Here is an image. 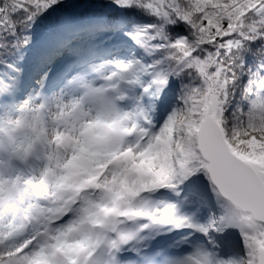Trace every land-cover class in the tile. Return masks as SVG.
<instances>
[{"label":"clouds","instance_id":"9594fccd","mask_svg":"<svg viewBox=\"0 0 264 264\" xmlns=\"http://www.w3.org/2000/svg\"><path fill=\"white\" fill-rule=\"evenodd\" d=\"M259 3L260 0H236L235 3L223 5L224 8H232L230 13L225 12L223 19L231 17L230 24L239 21L238 27L225 29L223 20L217 18L212 27L204 25V30L196 33L195 39L189 40L185 46L170 44L165 48L160 55L163 67L156 70V79L160 81L157 88H164L167 76L177 69L181 73L183 87L178 94V102L173 104L158 128L154 123L155 111L148 114V119L153 122L149 128L144 115L137 113L135 108L130 110L131 115L120 110L125 95V84L121 82L126 78L124 73L115 80L114 73L103 78L88 76L87 87L77 85L67 88L60 85L51 94L43 96L40 103L33 105L43 121L38 135L42 150L38 154L29 153L16 167L0 171V234L5 237L0 243V250L27 243L24 251L18 254V259L32 257L36 253L38 264L41 259H46L47 264H129L131 258H125L129 248H142L148 243V236L177 227L181 220L179 210L167 209L169 203L151 198L159 189L151 190L137 185L136 195L129 198L128 193L112 181V172L117 167L115 162L107 164L106 158L95 159L91 164L87 161L92 159L91 152L110 151L115 147L121 150L131 147L134 152H139L143 150L142 146L151 143L154 150H159L165 144V137L159 140L156 137L160 135L167 118L178 112H187L198 102L202 105L213 90L221 92L225 77L230 93L225 106L227 114L223 134L230 141L235 140L237 148H242L243 141L253 136L248 126L249 112L264 113V100L258 94L264 72L258 69L252 73L254 79L251 82L257 87V93L250 92V95H255V99L250 100L242 94V99L235 104L231 92L240 86L242 80L233 87L232 75L229 74L240 78L243 53L251 47L249 41L252 37L249 33L264 36V32L260 31L264 29V13L258 9ZM197 15L193 5L190 17L200 24L204 17L196 20ZM217 25L220 28L213 32L212 28ZM186 31V36L179 37L189 39L195 29L189 32L186 28ZM220 32H235L232 41L237 44L243 41L242 47L233 46L242 64H236V57L229 56L227 51L217 63L216 54L223 45L215 37ZM166 35L170 39L176 37L169 31ZM229 43L226 41L224 45ZM260 46L264 47V42ZM224 56L232 59L230 66L225 65ZM188 68L192 70L185 72ZM245 87L250 86L246 84ZM189 96H194L195 100L185 103V98ZM50 97L55 99L49 102ZM216 99L223 103L221 95L217 94ZM159 100L158 96L156 105ZM109 102L117 108L114 114L105 111V105ZM198 115L199 111L193 112L194 118ZM237 121L240 127L237 135L233 136ZM101 131L103 136L100 135ZM260 135L256 133V136ZM95 164H107V167L101 170ZM114 189L122 192L121 199L115 204L116 211L107 214L99 212L100 202ZM133 212L143 215L135 216ZM93 214L99 223L94 222ZM242 227L252 234L253 229L264 227V221H244ZM125 233L134 234L136 239L131 242L123 239ZM65 242H83L84 246L68 250L61 247ZM252 248L257 250L256 257L250 256L252 249L245 247L242 255L228 258L242 264H249L255 258L257 264H264V252L260 251L258 245L253 244ZM157 251L163 254L144 253L150 257L152 264H213L215 255H209L203 248L182 258H171L162 249ZM136 264H144V260L138 257Z\"/></svg>","mask_w":264,"mask_h":264},{"label":"snow or ice","instance_id":"6c2138e0","mask_svg":"<svg viewBox=\"0 0 264 264\" xmlns=\"http://www.w3.org/2000/svg\"><path fill=\"white\" fill-rule=\"evenodd\" d=\"M61 0H0V54L6 49H17L27 47L32 42V27L36 24L38 18L48 9L59 4ZM113 3L120 8H140L154 16L155 23L136 26L133 31L126 32L131 35L136 43L143 51L152 56L159 58L154 59L151 64L141 63L139 60L116 61L114 64L113 80L120 77L121 73L126 74V78L121 82L129 85V89L139 86L143 95L130 92V99L135 105V111L144 115L149 125L152 121L148 119V114L156 110V101L158 96L163 97L167 89V82L172 77H180L179 69L172 72L166 78L164 88H157L160 83L156 79V70L163 67V61L160 59L161 53L169 45L182 47L189 43V40L195 39L196 33L204 30V25L208 20L216 21L217 18L223 20L224 25L232 22L231 17L223 19L225 12H231L232 8H224L219 6L212 9H205L200 0H113ZM225 0V5H227ZM196 8L198 15L196 20L204 17L200 24L195 23L190 17V11ZM258 9L264 13V0H260ZM187 24L189 32L193 36L189 39L182 37L169 38L166 33L168 26L174 23ZM240 22L237 21L239 26ZM119 30L114 25L106 24L103 21L94 22L81 28L69 30L66 27H57L49 31L46 39L36 50L34 56V72L35 83L38 87L43 88L48 82L55 85H65L67 88H73L77 85L87 87L86 79L91 70L100 67V64L94 63L92 59L81 58L80 41L82 39L96 40L102 34ZM215 32V29L212 30ZM260 31L264 32V29ZM252 39L247 54L259 58L258 69L264 72V36L249 33ZM230 43L220 48L216 54L217 63H220V56L225 51L229 56H233V46L242 47L243 41L237 44L236 41L229 39ZM255 42V43H254ZM199 51V49L197 50ZM195 54V53H194ZM110 63V62H108ZM246 65L242 64L241 68ZM192 69H185V72ZM19 71V69H17ZM147 74L149 79L145 82L142 78ZM232 75V86L235 87L240 83L242 77L237 78ZM250 87L241 85V92L250 100L255 99L257 87L252 85L251 79L247 83ZM12 83H6L0 79V99L12 89ZM183 87V85H181ZM126 90V89H124ZM230 89L227 87V78L222 82V91L217 93L213 90V94L209 95L202 103L198 102L189 108L187 112H178L167 118L160 131V135L156 137H165V143H171V163L170 171L167 172L163 179L143 184V187L155 189H174L178 190L186 182L193 177H198L200 173L208 178L212 185L218 200L221 201L222 207L225 209L224 214L219 217L210 219L206 224L194 223L188 216H181L180 223L174 229L188 227L192 230L199 231L205 236H210L213 232L225 233L230 228H238L243 236L245 247L252 249L249 255L256 257L257 250L252 248L253 244L258 245L261 252H264V227L255 228L252 234L245 232L242 227L244 221H252L253 219L264 221V113L259 111H250L248 117V126L261 143L259 146L255 141L246 139L243 141V147L237 148L236 141H230L223 134V127L226 123L224 117L226 115L225 106L227 105V97ZM63 94V93H61ZM221 95L223 103H219L216 95ZM258 94L261 100H264V80L260 81ZM231 95L235 93L231 92ZM50 99V98H49ZM189 100H195L194 96L185 98V103ZM31 98L24 101V105H30ZM160 101V100H159ZM23 112V108L20 109ZM199 111V115L193 117V112ZM19 122L9 121L13 127ZM240 127L237 121L236 128L233 130V136L237 135V129ZM256 133L262 135L256 136ZM103 131L100 135L103 136ZM143 150H150L153 145L149 143L142 146ZM11 150L14 155L23 158L26 155V142L17 144L12 142ZM142 150V151H143ZM251 157V159H249ZM259 157L262 161L260 165L255 163ZM167 209H178L176 204L169 203ZM127 214V213H125ZM135 216L143 215L141 212H133ZM11 232H9V236ZM123 239L131 242L136 239L132 233H125ZM5 239L0 234V243ZM210 244L215 245L214 241ZM27 243L20 246H9L0 250V264H38V254H32V257L25 256L22 260L18 259V254L23 252L27 247ZM205 251L211 255L214 253L213 264H242L235 259L223 258L216 251ZM203 255V253H202ZM35 257V258H33ZM129 264H136V260H130ZM144 264H152L150 259H145ZM249 264H257L254 258Z\"/></svg>","mask_w":264,"mask_h":264},{"label":"rangeland","instance_id":"374dc122","mask_svg":"<svg viewBox=\"0 0 264 264\" xmlns=\"http://www.w3.org/2000/svg\"><path fill=\"white\" fill-rule=\"evenodd\" d=\"M108 3L103 5V9L106 11H114L117 7L113 0H107ZM64 4H73L70 8H55L52 7L48 9L43 14L53 13L57 11V20L54 24L45 23L41 28L34 31L32 44L28 48V53L25 56L24 62L20 71L23 70V75L33 78L34 72V56L36 50L40 47L42 42L46 39L49 31L57 27H66L69 30L80 28V24L73 20L75 9L83 8L88 6L92 9L99 10L102 5L99 3H94L91 0H62ZM98 2H101L98 0ZM112 17L115 18V14H105L101 17V20L105 21ZM120 20L119 17H116ZM94 19V18H93ZM95 20V19H94ZM96 22V21H94ZM84 27V26H82ZM107 34H103L96 38V40L87 39L85 49H81L83 56L87 59H91L94 63L100 64L101 66L91 70L89 76H96L97 78H103L104 76H111L115 69L114 64L116 61L127 62L129 60H137L133 50L126 46V44L117 42L112 44L107 40ZM91 47V48H89ZM94 53V54H91ZM92 56V57H91ZM110 62V63H108ZM22 73V72H21ZM35 77V76H34ZM145 82L149 79L148 75L145 74L142 78ZM19 81V78L17 79ZM259 82V81H258ZM12 90L17 88L18 82L12 84ZM58 86L55 85L48 92L43 93L41 89L36 90V94L31 96L33 87L27 93V96L18 103L16 106H5L8 111V115L4 116L0 114V159L4 156L8 158L16 157L11 150L12 142L15 141L17 144L20 142H26V153H33V150L40 141L38 140L39 129L43 126V121L40 118L39 113L35 111L32 107L38 104L43 99V96L51 94ZM172 82H169V86L164 92L163 97L160 99L156 110H155V120L154 123L161 126L166 119L168 113L174 103L178 102V94L180 92L179 88L172 89ZM125 95L122 99L130 98V92L132 95L141 92V88L137 86L134 91L129 89V85L125 84ZM168 96V109L163 113L160 110V106L166 103V98ZM30 101V105L25 106L23 103L26 100ZM55 97H50L49 102H52ZM111 107L106 108V111L110 114H114L117 108L114 104L110 102ZM23 108V112H21ZM135 105L131 103L128 108L120 109L128 112L131 115L132 109ZM19 117V119H17ZM19 122L17 126L13 127L9 124V121ZM14 130H19L16 133ZM3 147V152L1 148ZM171 143H165L159 150H143L139 152H134L131 147L127 150H121L120 148H115L110 151L104 152H91V160L87 163L91 164L95 159H107L119 157L117 159V167L112 172V181L114 184H119L123 192H127L129 198L136 195V186L143 185L148 182L155 181L156 179H163L164 175L169 172L171 163ZM34 152H33V151ZM83 151H89L88 149H83ZM4 153V155H2ZM23 160L25 157L22 158ZM251 159V157H249ZM257 165H260L262 161L257 157L255 160ZM96 168L103 170L105 164H95ZM196 181L190 180L181 186L178 190L174 189H159L156 193L152 194L151 198L156 200H162L166 203L176 204L179 210V214L183 216H188L192 219L194 223L206 224L210 219L219 217L224 214L225 209L222 207L221 201L218 200L215 192L212 190V185L208 178L200 173L198 177H195ZM94 179V178H93ZM209 182V183H208ZM122 192L120 190L114 189L109 192L106 198L100 202L98 211L101 213H112L116 211L115 204L121 199ZM94 222L99 223L98 219H95V214H93ZM210 239L214 241L220 250L223 248V244H234L238 248H231L232 254H224L223 258H228L230 256L242 255L245 251V246L243 242V236L238 228H230L225 233H215L210 235ZM230 239V241L228 240ZM228 241V242H227ZM83 242L76 244L65 242L61 247L72 250L74 248L83 247ZM39 264H47L46 259H41Z\"/></svg>","mask_w":264,"mask_h":264},{"label":"trees","instance_id":"16d2710c","mask_svg":"<svg viewBox=\"0 0 264 264\" xmlns=\"http://www.w3.org/2000/svg\"><path fill=\"white\" fill-rule=\"evenodd\" d=\"M62 1V0H61ZM94 3H99L102 5V7L99 10L92 9L88 6H85L83 8H77L75 9V16L81 23L89 22L93 17H97L98 21H103L101 20V17L105 14H115L116 17H119L120 20H117V18L112 17L110 19H107L103 21L106 24L114 25L116 26L117 29L119 30H114L111 32H108L110 37H117L118 39H121L124 37L126 40V43L130 48L133 50L135 53L134 55L136 56L137 60H139L141 63L144 64H151L154 59L159 58L156 55H148L146 54L142 48L139 47V45L136 43L135 39L131 36L126 34V32H131L134 30L136 26H141V25H147L151 23H155L156 19L154 16L151 14L147 13L146 11L132 7V8H116L114 11H106L103 9V5L107 4V0H100L101 2H98V0H91ZM236 0H227V3H235ZM200 3L204 5L205 9H212L216 8L219 6L225 5V0H200ZM73 4H64V2H60L59 4L55 5V8H70L72 7ZM46 13L40 16L36 22V24L32 27V41H33V36H34V31L38 28H41L45 25V23H52L54 24L57 20V11L53 13ZM214 22L212 20H208L205 25L207 27H212V24ZM232 27H238L237 23L236 24H228L224 25L223 23V28L228 29ZM186 28L189 30L187 24L179 23L177 25H170L168 26V31L173 34L176 37L179 36H186L188 33L186 31ZM220 28V25H217L215 28V31ZM236 36L235 32H220L216 37L215 40L223 42V44L226 41H229V39L233 40V38ZM255 43V42H254ZM32 44V42H31ZM30 44V45H31ZM29 45V46H30ZM23 47V48H17V49H6L3 51L2 54H0V79H3L6 82V79L8 76H13L11 72L17 71V69L20 68L22 60L25 59L26 54L28 53V48ZM185 46V45H183ZM234 55L232 57H236L235 63L236 64H242V60L238 58V53L235 51V49L232 50ZM221 59V57H219ZM225 65L230 66L232 63V59L229 58L228 56L223 57ZM243 64L246 65L243 68L242 72H239L240 77H242V83L240 84L239 87L233 89V95L231 97L233 104L239 102L242 99V92H241V85H246L250 79H254L252 76V73L258 71L257 65L259 64V58L254 57L252 55H249L246 53H243ZM172 83L177 84L181 87V78L180 77H174L170 80ZM184 82H187L186 80ZM258 82V81H257ZM247 107V105H244ZM227 114V113H226ZM251 140L255 141L257 146L260 145V141L255 137L252 136L250 138ZM209 183V182H208Z\"/></svg>","mask_w":264,"mask_h":264},{"label":"bare ground","instance_id":"6f19581e","mask_svg":"<svg viewBox=\"0 0 264 264\" xmlns=\"http://www.w3.org/2000/svg\"><path fill=\"white\" fill-rule=\"evenodd\" d=\"M131 91H132V90H131ZM108 107H110V106H107V108H108ZM106 112H107V111H106ZM115 148H117V147H115ZM115 148H113V149H115Z\"/></svg>","mask_w":264,"mask_h":264}]
</instances>
